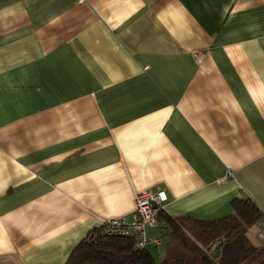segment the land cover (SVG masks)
<instances>
[{
  "label": "crops",
  "instance_id": "1",
  "mask_svg": "<svg viewBox=\"0 0 264 264\" xmlns=\"http://www.w3.org/2000/svg\"><path fill=\"white\" fill-rule=\"evenodd\" d=\"M142 192L160 259L165 216L264 217V0H0V264H64Z\"/></svg>",
  "mask_w": 264,
  "mask_h": 264
},
{
  "label": "trees",
  "instance_id": "2",
  "mask_svg": "<svg viewBox=\"0 0 264 264\" xmlns=\"http://www.w3.org/2000/svg\"><path fill=\"white\" fill-rule=\"evenodd\" d=\"M230 206V215L209 222L165 216L167 251L161 260L149 247L137 248L132 236L105 235L100 227L71 251L64 264H264V245L254 247L246 237L251 227L264 223V217L248 198L234 199Z\"/></svg>",
  "mask_w": 264,
  "mask_h": 264
},
{
  "label": "built area",
  "instance_id": "3",
  "mask_svg": "<svg viewBox=\"0 0 264 264\" xmlns=\"http://www.w3.org/2000/svg\"><path fill=\"white\" fill-rule=\"evenodd\" d=\"M165 202L166 197L163 193H139L135 197L131 217H120L105 221L102 225V232L105 235L114 236L130 235L134 239V245L139 249L157 247L160 245V239H149L146 232L149 228L154 229L157 227ZM258 232L261 236H264V223H261Z\"/></svg>",
  "mask_w": 264,
  "mask_h": 264
},
{
  "label": "rangeland",
  "instance_id": "4",
  "mask_svg": "<svg viewBox=\"0 0 264 264\" xmlns=\"http://www.w3.org/2000/svg\"><path fill=\"white\" fill-rule=\"evenodd\" d=\"M164 247H165V244L161 243L160 246L157 247L156 249L150 250L152 255L155 257L156 260H161L160 258L162 257L161 254H162Z\"/></svg>",
  "mask_w": 264,
  "mask_h": 264
},
{
  "label": "water",
  "instance_id": "5",
  "mask_svg": "<svg viewBox=\"0 0 264 264\" xmlns=\"http://www.w3.org/2000/svg\"><path fill=\"white\" fill-rule=\"evenodd\" d=\"M220 247V244H217L214 248V250L212 251L211 255L213 257H216L217 253H218V248Z\"/></svg>",
  "mask_w": 264,
  "mask_h": 264
}]
</instances>
